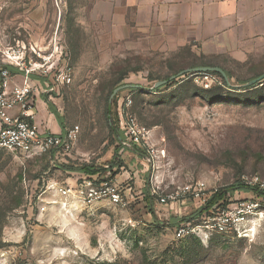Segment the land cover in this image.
I'll return each instance as SVG.
<instances>
[{
	"label": "rangeland",
	"instance_id": "374dc122",
	"mask_svg": "<svg viewBox=\"0 0 264 264\" xmlns=\"http://www.w3.org/2000/svg\"><path fill=\"white\" fill-rule=\"evenodd\" d=\"M139 2L0 0V50L22 49L27 66L50 69L31 75L36 86H52L69 70L67 84L41 95L55 100L64 128L79 127L66 154L22 159L0 151V264H264L262 220L245 225L255 228L252 241L216 233L178 238L180 226L201 222V207L181 197L166 205L157 199L196 184L212 191L264 178V81L241 88L264 74V52L244 61L206 54L229 85L217 74L188 73L153 91L122 90L109 119L115 88H150L204 62L199 46L165 44L169 24L156 28L154 6L145 12ZM5 67L13 73L0 63ZM120 116L140 131L139 146L123 147ZM82 166L104 168L99 178L127 188L129 205L62 196L59 188L68 184L73 193L82 182L64 167Z\"/></svg>",
	"mask_w": 264,
	"mask_h": 264
},
{
	"label": "built area",
	"instance_id": "2783aa9c",
	"mask_svg": "<svg viewBox=\"0 0 264 264\" xmlns=\"http://www.w3.org/2000/svg\"><path fill=\"white\" fill-rule=\"evenodd\" d=\"M0 63L13 67V73L6 68L0 69V151L9 152L22 159L40 157L42 155H54L71 152L77 141L79 127L73 126L66 129L62 135L52 134L42 129L36 123V95L56 91L58 85L69 82V70L61 72L54 80L52 86L46 84L36 86L30 81L32 74L49 75L50 69L46 72L35 66L36 63L25 62V54L22 49H8L4 54L0 50ZM47 65V64H46ZM206 74V73H204ZM21 76L22 82L18 83L14 78ZM130 104V103H129ZM123 125L125 145L128 147L139 146L141 133L136 129L130 117L124 119L120 116ZM100 179L99 181H96ZM97 182V183H96ZM241 185L249 188L250 198L237 199L236 197L245 191L236 189L227 194V205L222 207L216 205L208 214H205L201 222L193 225H182L176 231L178 238L185 235H194L200 238L202 235L216 233L222 236H234L246 238L248 241L256 235L252 225L255 221L262 220L264 223V198L258 197L256 193H264V178L252 176L242 178ZM127 188L114 183L107 178L83 177L79 185L59 188L62 196L74 194L84 204H92L97 201L106 200L114 206L125 208L129 205ZM218 190L208 191L203 184H196L191 190H184L179 193H170L157 196L160 204L175 202L181 197L195 202L197 207H202L210 196ZM151 196L157 195L153 190Z\"/></svg>",
	"mask_w": 264,
	"mask_h": 264
},
{
	"label": "crops",
	"instance_id": "0c3cea01",
	"mask_svg": "<svg viewBox=\"0 0 264 264\" xmlns=\"http://www.w3.org/2000/svg\"><path fill=\"white\" fill-rule=\"evenodd\" d=\"M152 5L155 27L163 29L169 24L172 30L170 43L165 41V44L199 46L202 67H221L216 57H205L206 54L224 53L244 61L250 54L264 52V0H140L139 9L150 12ZM14 79L22 82L21 76ZM50 99L51 96L36 95V123L52 134L62 135L66 128L51 111L55 100L50 102ZM124 143V148H133ZM117 179L116 175L114 180ZM242 195L249 197L250 194L243 192Z\"/></svg>",
	"mask_w": 264,
	"mask_h": 264
},
{
	"label": "trees",
	"instance_id": "16d2710c",
	"mask_svg": "<svg viewBox=\"0 0 264 264\" xmlns=\"http://www.w3.org/2000/svg\"><path fill=\"white\" fill-rule=\"evenodd\" d=\"M203 66V64H201ZM8 68V67H5ZM213 74H217V73H213ZM218 75V74H217ZM263 81L250 87L247 89H243V90H249V89H253L259 85H262ZM113 102V101H112ZM51 111L54 112V108L53 106L50 107ZM108 114V109L106 106V115ZM110 116H111V108H110ZM108 118V117H107ZM111 117H109L110 119ZM116 132V131H115ZM114 132V133H115ZM119 137V136H118ZM119 140L121 141V138L119 137ZM52 156H54L53 153H51ZM64 170H70V171H76L79 172L83 175H87L88 177H92L95 176L97 178L101 177L102 175H104L106 173V170H104V168H97L95 169L93 166H82L80 168H65ZM236 189H240L242 191H248L249 188L239 184L227 187V188H222L219 189L217 192L213 193L210 198L207 200V202L199 209V213L201 214V216L208 214L209 210H211L213 207H215L216 205L222 206V207H226L227 205V194H231L233 193L234 190ZM256 195L258 197H262L264 198V193H256Z\"/></svg>",
	"mask_w": 264,
	"mask_h": 264
},
{
	"label": "water",
	"instance_id": "95a60500",
	"mask_svg": "<svg viewBox=\"0 0 264 264\" xmlns=\"http://www.w3.org/2000/svg\"><path fill=\"white\" fill-rule=\"evenodd\" d=\"M188 73H217L224 81L227 85H229L228 83V78L225 74V72L219 68V67H197V68H189V69H185V70H182L180 71L179 73L173 75V76H170L168 79L166 80H162V81H157L155 83L152 84V86L150 88H143V87H140L138 85H130V84H124L122 86H119L117 88H115L111 94L109 95V98H108V102H107V109H108V114H107V117L109 118L110 117V108H111V105H112V101L115 97V95L122 91V90H126V89H139V90H146V91H153L161 86H164L165 84L171 82L172 80H175L185 74H188ZM264 81V74L255 78V79H252L248 82H246L245 84H243L241 86V88L243 89H247V88H250L260 82Z\"/></svg>",
	"mask_w": 264,
	"mask_h": 264
}]
</instances>
